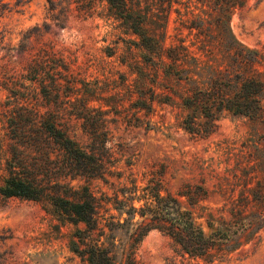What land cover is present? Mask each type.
I'll return each instance as SVG.
<instances>
[{
    "label": "rangeland",
    "instance_id": "374dc122",
    "mask_svg": "<svg viewBox=\"0 0 264 264\" xmlns=\"http://www.w3.org/2000/svg\"><path fill=\"white\" fill-rule=\"evenodd\" d=\"M134 1L149 11L148 33L164 48L182 44L198 62L210 63L199 46L215 36V13L204 3L171 0L168 7L166 0ZM227 28L238 44L264 52V0L233 8ZM136 41L102 0H30L18 11H5L0 16V149L26 152L24 146L40 140L31 130L49 114L81 148L104 143L116 160L110 168L123 176L131 173L144 181L149 171L157 172L165 192L187 206L208 234L228 218L240 192L250 196L255 180L264 190V121L223 112L207 136L188 133L180 97L196 83L154 73ZM46 150L54 159L53 145ZM107 178L106 183L83 176L63 181L87 185L98 196L116 188L114 177ZM186 184L201 185L206 196L188 204L178 194ZM74 230L47 202L0 197V264H86L70 249ZM256 235L241 238L230 254L209 264H264V226ZM132 255L138 264H194L156 230L141 238Z\"/></svg>",
    "mask_w": 264,
    "mask_h": 264
},
{
    "label": "trees",
    "instance_id": "16d2710c",
    "mask_svg": "<svg viewBox=\"0 0 264 264\" xmlns=\"http://www.w3.org/2000/svg\"><path fill=\"white\" fill-rule=\"evenodd\" d=\"M29 1L0 0V16L12 7L20 10ZM102 1L111 16L137 37L138 48L144 50L140 55L143 61L153 64L154 73L160 70L196 83L180 97L182 124L188 133L207 136L223 112L264 121V70L259 69L264 68V52L238 44L227 28L230 11L246 0H199L210 13H215V36L199 46L209 64L200 59L198 62L182 44L164 48L158 43L146 28L149 11L134 0ZM166 1L170 7L171 0ZM205 71L207 76L198 85V78ZM31 132L38 134L40 140L24 146L26 152L13 146L8 153L0 149V197L50 204L74 225L76 240L70 249L86 264H138L132 253L151 230L168 237L181 258L194 260V264H209L230 254L241 238L254 239L264 226V190L259 180L250 188V196L238 194L228 218L207 234L195 222L190 209L165 192L157 172L149 171L148 177L143 176L144 181L131 173L123 176L121 171L110 168L115 167L116 160L110 158L104 143L88 150L81 148L49 114L40 128ZM49 145L57 151L54 159L46 150ZM66 176L94 178L103 183L111 176L117 185L110 194L102 192L96 196L87 185L73 187L63 181ZM178 194L188 204H194L206 196V190L199 184H186ZM206 225L212 228L211 221L206 220Z\"/></svg>",
    "mask_w": 264,
    "mask_h": 264
}]
</instances>
